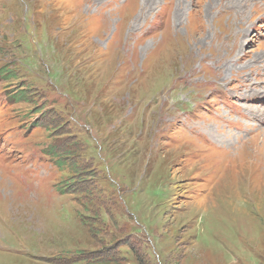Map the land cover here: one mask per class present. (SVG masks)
<instances>
[{
	"label": "rangeland",
	"instance_id": "1",
	"mask_svg": "<svg viewBox=\"0 0 264 264\" xmlns=\"http://www.w3.org/2000/svg\"><path fill=\"white\" fill-rule=\"evenodd\" d=\"M0 264H264V0H0Z\"/></svg>",
	"mask_w": 264,
	"mask_h": 264
},
{
	"label": "trees",
	"instance_id": "2",
	"mask_svg": "<svg viewBox=\"0 0 264 264\" xmlns=\"http://www.w3.org/2000/svg\"><path fill=\"white\" fill-rule=\"evenodd\" d=\"M6 73L9 74L10 72L7 71ZM20 94H21V95L19 96V98H23L22 92H20ZM64 188H65L64 190H66L67 185H65Z\"/></svg>",
	"mask_w": 264,
	"mask_h": 264
}]
</instances>
